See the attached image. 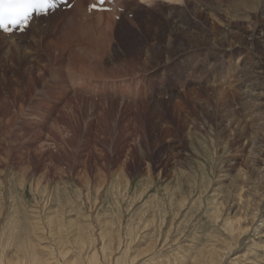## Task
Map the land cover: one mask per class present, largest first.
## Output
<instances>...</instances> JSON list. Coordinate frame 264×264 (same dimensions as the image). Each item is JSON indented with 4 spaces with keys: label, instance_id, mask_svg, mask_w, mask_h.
I'll return each mask as SVG.
<instances>
[{
    "label": "rangeland",
    "instance_id": "rangeland-1",
    "mask_svg": "<svg viewBox=\"0 0 264 264\" xmlns=\"http://www.w3.org/2000/svg\"><path fill=\"white\" fill-rule=\"evenodd\" d=\"M163 1L88 13L63 52L74 0L0 35V264H264V60L241 44L264 39V0ZM90 39L96 77L73 66Z\"/></svg>",
    "mask_w": 264,
    "mask_h": 264
},
{
    "label": "bare ground",
    "instance_id": "bare-ground-1",
    "mask_svg": "<svg viewBox=\"0 0 264 264\" xmlns=\"http://www.w3.org/2000/svg\"><path fill=\"white\" fill-rule=\"evenodd\" d=\"M75 2H74V6H73V9L71 10V11H63V12H61V11H56L54 14H55V16L56 15H58V14H60V13H65L63 16H61L62 17V19H64L65 17H66V14L68 13V12H70V17L68 18V20H67V22H66V25L62 28V31L60 32V36H59V38L56 40V37H53L54 38V41H52L50 38V40H51V42H48L47 44L51 47V49L52 48H55V49H57L58 51L60 50V51H65V49H67V47L69 46V41L67 42V40L70 38V40L72 41V40H77L76 41V45H78V46H80V38L79 37H81L83 34H84V30H83V28H84V23H85V21H86V18L87 17H89V16H87V14L88 13H95V15H97V16H103V15H106L107 13L106 12H103V11H98V10H92L91 9V7H93V5H96L97 4V0H86V2H87V4H86V6L85 7H87V12H86V10H84V6H83V0H74ZM114 1L115 0H110V1H108V2H106L104 5H107V6H109V9H111V8H113V4H114ZM166 1V0H165ZM165 1H163V2H165ZM170 1V0H169ZM172 1V0H171ZM174 1V0H173ZM172 1V2H173ZM176 1V0H175ZM240 1V0H239ZM244 1V0H243ZM249 1H251L252 2V0H249ZM256 0H254V2H255ZM68 2H70V0H67V2L66 3H68ZM237 2V1H236ZM247 2V1H246ZM263 2V1H262ZM175 3V2H174ZM173 3V4H174ZM244 3H245V1H244ZM253 3V2H252ZM250 4V3H249ZM256 4V3H255ZM256 5H258V4H256ZM247 7H249V6H247ZM255 7H257V6H255ZM58 8H63V4H59V6H58ZM172 9V8H171ZM86 12V13H84L83 14V12ZM50 12V11H49ZM49 12L46 14V15H48L49 14ZM261 12V11H260ZM264 13V12H263ZM53 14V15H54ZM82 15V16H81ZM254 15L256 16V14L254 13ZM260 16V15H259ZM59 17L60 16H57V17H49V19H47V20H52V21H54V24H55V22H56V20L57 19H59ZM60 17V18H61ZM102 17H100L99 19H101ZM247 18V17H246ZM255 18H257V17H255ZM42 19H44V16H42V15H38V16H33L32 17V19L30 20V22H29V26L27 27V29L26 30H28V29H30L31 27H35L36 28V31L37 32H39V30L40 31H42V29H43V27H44V24H43V21H41ZM98 19V20H99ZM260 19V18H259ZM103 20V19H102ZM101 20V21H102ZM256 21V20H255ZM42 24V28H40V26H39V24ZM63 23V22H62ZM53 24V25H54ZM52 25V26H53ZM62 25V24H61ZM96 25H97V23H96ZM104 26H105V24H104ZM239 26V25H238ZM106 27L109 29L110 27H111V24L109 23V22H107L106 23ZM98 29V28H97ZM55 31V30H54ZM57 31V30H56ZM106 30H102V31H100V30H98L97 32H98V35L99 34H101L102 33V35H101V37L102 38H107L108 36L106 35L105 36V34H107L106 32H105ZM222 31V30H221ZM220 32V31H219ZM56 32H54V34H53V36H57L56 34H55ZM225 33V32H224ZM239 33V32H238ZM237 33V34H238ZM259 33V34H258ZM15 33L14 32H12V33H10V34H8V36H13ZM214 34V33H213ZM0 35L1 36H6V34H3V33H1L0 32ZM228 35H229V33H228ZM239 35V34H238ZM262 33L260 32V31H256V32H254V33H252L251 35H249L248 37H246V39H245V41H243L241 44L248 50H251V52H253V51H257L259 54L257 55L258 56V59H262V60H264V39L262 40ZM9 38V37H8ZM100 38V37H99ZM98 37L97 38H95V39H99ZM224 38V37H223ZM90 41H91V43H92V45L90 44L89 46H91L92 47V51H85L84 53H80V54H76L78 57H76L75 55V57H76V60H78V62H79V64H76L77 63V61L75 60V64L77 65H75V64H73V66H74V68H76L75 70H77L78 72L79 71H84V73H87V74H89V75H95V77L98 75V73L96 72L97 70L96 69H99V67L98 68H92V66H90L91 64L89 63V62H85V59H87L88 60V56L89 55H91V57H92V54H94V52H95V49H96V51H97V49L99 48V51H101L102 50V48L104 47H102L101 45H102V43H103V41H101V44H99V42H97V40L96 41H94V39H90ZM218 41V40H217ZM35 42H37V44H39L40 43V41H38V39H35L34 40V44H35ZM220 42V41H219ZM218 42V43H219ZM225 42V41H224ZM79 43V44H78ZM217 43V42H216ZM222 44V43H221ZM220 43H219V45L218 46H223V45H221ZM240 44V43H239ZM105 45V44H104ZM107 45V48H109L108 47V44H106ZM216 45V44H215ZM231 46V45H230ZM229 46V47H230ZM76 47V46H75ZM215 47H217V46H215ZM49 48V47H48ZM106 48V47H105ZM192 48V47H191ZM50 49V48H49ZM81 49V48H80ZM104 49V48H103ZM188 49V48H187ZM28 50V49H27ZM28 52V51H27ZM93 52V53H92ZM102 52V51H101ZM108 52V51H107ZM34 53V52H33ZM88 53H91V54H89V55H87ZM98 53V52H97ZM96 52H95V54L94 55H96L97 54ZM104 53V52H103ZM71 54H73V53H71ZM253 54H255V53H253ZM104 55V54H103ZM256 55V54H255ZM71 56V55H70ZM99 56H101V53L99 54ZM93 58V57H92ZM96 58V57H95ZM94 58V59H95ZM100 59L102 58V57H99ZM98 58V59H99ZM75 59V58H74ZM81 59H84V60H81ZM90 59V61H91V58H89ZM74 62V61H73ZM98 62V61H97ZM99 63V62H98ZM93 65V64H92ZM97 65H99V64H97ZM86 68H85V67ZM100 66V65H99ZM203 66H204V64H203ZM73 68V67H72ZM107 69V68H106ZM66 70V69H65ZM224 70V69H223ZM223 70H221V68H219V67H217V68H215L214 69V73H215V77H216V80L218 81V80H220V79H222V78H224L225 77V71H223ZM146 71V70H145ZM107 72H109V71H107ZM112 72V71H111ZM138 72V71H137ZM141 72V71H140ZM144 72V71H143ZM83 73V74H84ZM82 74V75H83ZM97 74V75H96ZM115 74V73H114ZM136 74V73H135ZM128 75V74H127ZM126 75V76H127ZM132 75V74H131ZM100 76V75H99ZM98 76V77H99ZM113 76H115V75H113ZM210 76V74L208 73L207 75H206V77H209ZM116 77V76H115ZM121 77V76H120ZM199 78V77H198ZM215 79V78H214ZM198 81V80H197ZM262 82V81H261ZM264 82V81H263ZM246 84V83H245ZM256 84V83H255ZM259 85V84H258ZM261 85V84H260ZM246 86V85H245ZM249 86V91H247V93L249 94H247L246 93V90H248V89H243V91L242 92H244V94H245V97H248L249 96V99H251V100H253V99H259L260 97H257V96H253V92H254V90L257 88L255 85H248ZM215 88V87H214ZM222 90V89H221ZM220 91V90H219ZM80 93V92H79ZM203 93V92H202ZM207 97H206V99H207V103L209 104L211 101H213V99H216V98H214V97H217L218 95H219V92H218V90H216V89H213V91H211L210 93H209V91H207L206 90V92L204 93ZM211 94V95H210ZM233 93H230V95H232ZM222 95V91H221V94H220V96ZM226 95V94H225ZM229 95V96H230ZM229 96H228V99H229ZM233 96V95H232ZM220 98H222V97H220ZM226 98V97H225ZM91 99V98H90ZM110 99V98H109ZM223 99V98H222ZM238 100V99H237ZM214 101H216L215 103L216 104H218L217 103V101L218 100H214ZM247 100H242V102H241V105L240 106H242L245 102H246ZM228 102V106L230 107L231 105L233 106H238L239 104H240V102H237L236 101V96L234 95V97H230V100L229 101H227ZM211 103H213V102H211ZM224 104V103H223ZM248 104V103H247ZM260 102L258 103V104H251L252 106L251 107H259L260 106ZM223 106V105H222ZM239 107V106H238ZM217 108V107H216ZM225 108H226V106H225ZM228 108V107H227ZM264 109V108H263ZM204 110V109H203ZM223 110V109H222ZM224 110H226V109H224ZM262 110V109H261ZM227 111H229V109H227ZM235 111H237V110H235ZM207 112V114H205V116H207V118H210L211 117V112L209 111V110H207L206 111ZM232 112V111H231ZM231 112H223L224 113V115H223V119L225 118H227V119H229L230 117L233 119V121H235L236 119H235V117H237L233 112L231 113ZM218 114V113H217ZM217 114H215V115H217ZM219 114H221L220 113V111H219ZM238 114V113H237ZM239 115V114H238ZM247 115V114H246ZM219 116V115H218ZM227 116V117H226ZM243 116V115H242ZM216 117V116H215ZM222 117V116H221ZM229 122H230V119L228 120ZM237 121V120H236ZM196 128V127H195ZM236 128L237 129H239L240 128V125H239V123L236 125ZM241 128H242V126H241ZM240 128V129H241ZM244 128V127H243ZM256 135H259V134H256V132L255 131H250V132H248V131H246V130H240L239 131V133H237L236 134V136L237 137H242V138H244V139H247L248 141L246 142V144H247V146H249V149H250V151L251 152H253V155H254V160L255 159H257L256 158V156L257 155H260V153H262V149H263V145H261V143L260 144H258L257 143V141L254 139V138H256ZM250 136H251V138H250ZM231 140H227V142L226 143H228V142H230ZM263 164V163H262ZM264 183V182H263ZM240 195V194H239ZM218 209V208H217ZM221 210V209H220ZM215 211V210H214ZM213 211V213L215 214L217 211H219V210H216V212H214ZM222 213V212H221ZM217 214V213H216ZM227 214V213H226ZM219 215V214H218ZM217 215V216H218ZM216 217V216H215ZM229 218V217H228ZM236 218H238V217H236ZM225 220H227V218L225 219ZM235 220V219H234ZM237 221H239V219L237 220ZM226 222V221H225ZM229 223V228H230V231H234L235 230V226H237L238 224H239V222H237V223H235V224H232V222H228ZM252 223V222H251ZM248 224V223H247ZM241 225H242V223H241ZM239 226L236 230H238V229H242L243 227H244V225H243V227L242 226ZM233 234V233H232ZM236 234V233H235ZM75 245V244H74ZM106 250V249H105ZM95 253V252H94ZM6 257H8V256H6ZM94 257V256H93ZM10 258V257H9ZM19 258V257H18ZM31 258V257H30ZM95 258V257H94ZM7 259V258H6ZM12 259V258H11ZM10 259V264H21V263H19V259H16V260H11ZM96 259V258H95ZM216 259V258H215ZM9 260V259H8ZM22 260V259H21ZM208 260V259H207ZM23 261V260H22ZM31 261V260H30ZM91 261H94V262H89V264H93V263H95V264H98L97 263V261H95V260H91ZM209 261H210V263L212 264L213 263V258L211 257V255H210V257H209ZM3 262V261H2ZM51 263V262H50ZM7 264V263H6ZM207 264V263H206ZM235 264V263H234Z\"/></svg>",
    "mask_w": 264,
    "mask_h": 264
},
{
    "label": "snow or ice",
    "instance_id": "snow-or-ice-1",
    "mask_svg": "<svg viewBox=\"0 0 264 264\" xmlns=\"http://www.w3.org/2000/svg\"><path fill=\"white\" fill-rule=\"evenodd\" d=\"M56 0H0V31H24L34 15L47 14Z\"/></svg>",
    "mask_w": 264,
    "mask_h": 264
}]
</instances>
